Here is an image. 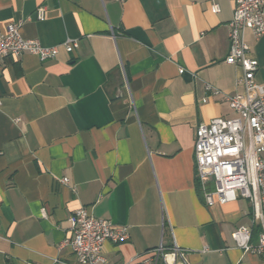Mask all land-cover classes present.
Here are the masks:
<instances>
[{
    "label": "crops",
    "instance_id": "obj_1",
    "mask_svg": "<svg viewBox=\"0 0 264 264\" xmlns=\"http://www.w3.org/2000/svg\"><path fill=\"white\" fill-rule=\"evenodd\" d=\"M232 8V0H0L1 33L22 22L21 37L43 46L77 42L45 62L27 53L2 61L0 264H80L63 243L81 208L128 227L127 241L104 246L110 264H143L159 246L178 247L187 264H264V253L233 241L250 225L248 201L206 206L194 173L196 128L235 118L226 96L244 93L241 68L225 63ZM245 42L263 86L264 36L247 30Z\"/></svg>",
    "mask_w": 264,
    "mask_h": 264
},
{
    "label": "built area",
    "instance_id": "obj_2",
    "mask_svg": "<svg viewBox=\"0 0 264 264\" xmlns=\"http://www.w3.org/2000/svg\"><path fill=\"white\" fill-rule=\"evenodd\" d=\"M123 3L126 0H114ZM232 16L228 24V55L225 63L238 65L242 75L236 85L244 90L242 95L226 96L229 108L236 114L233 119L214 118L200 124L195 130L193 146L194 173L200 182L206 206L225 205L245 199L251 207L250 225L238 227L232 237L243 253H264V85H258L254 76L258 63L249 56L245 42L248 30L254 39L264 36V0H232ZM219 12L216 4L211 5ZM43 8L36 10L37 20L42 21ZM29 20V19H28ZM22 22L10 24L0 32V70L7 57L24 53L34 55L40 62L56 58L59 46L71 53L77 42L65 40L59 46H43L37 39H24L19 33ZM182 74L183 69H178ZM204 90L213 96L220 91L209 85ZM203 103L206 99L202 100ZM67 184L68 179H60ZM211 183V187L208 184ZM41 217L46 218L44 210ZM68 246L80 264H110L105 252L106 243L120 244L128 240L129 230L115 226L108 220L92 218L85 209L76 210L67 219ZM259 228L256 244L251 243L253 228ZM143 264H187L185 254L176 246L148 251ZM130 264V263H127Z\"/></svg>",
    "mask_w": 264,
    "mask_h": 264
}]
</instances>
